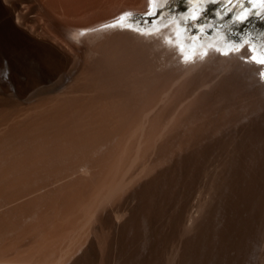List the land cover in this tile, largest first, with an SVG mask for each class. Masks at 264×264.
Listing matches in <instances>:
<instances>
[{
	"label": "bare ground",
	"instance_id": "1",
	"mask_svg": "<svg viewBox=\"0 0 264 264\" xmlns=\"http://www.w3.org/2000/svg\"><path fill=\"white\" fill-rule=\"evenodd\" d=\"M22 1L0 0V264L125 259L142 216L171 241L157 264H201L192 247L223 204L190 196L233 179L227 143L264 162V64L227 44L264 1L215 0L210 19L212 0H26L40 18ZM244 38L264 60V31ZM157 147L171 157L143 173ZM164 169L193 179L178 201L158 198Z\"/></svg>",
	"mask_w": 264,
	"mask_h": 264
},
{
	"label": "rangeland",
	"instance_id": "2",
	"mask_svg": "<svg viewBox=\"0 0 264 264\" xmlns=\"http://www.w3.org/2000/svg\"><path fill=\"white\" fill-rule=\"evenodd\" d=\"M246 2L249 3L248 0ZM21 4L32 17H41V9L39 11L28 8L26 0L22 1ZM219 4L215 1L208 8V19L215 18V10L220 7L223 8L228 3ZM119 6H130V4L121 1ZM232 12H229L228 19L233 18ZM254 17H250L237 27L234 25L235 27L230 29L234 35L232 38H227V44L234 43L236 49L246 47L251 53L249 56L251 60L259 63L258 60L252 59L256 56L255 46L249 43L248 38H244V36H254L264 31V18ZM219 22L221 21H216L217 24ZM209 31L207 30L208 33H212L213 30L209 29ZM80 32L82 31H79V34ZM127 45L129 44L127 43ZM232 50L234 48L228 50L227 53ZM260 74L261 80L264 82V69L260 71ZM247 100L248 98H245V101ZM210 131L213 130L209 128L208 131H204L201 138L209 140ZM227 146L229 148L228 157L232 159L230 172L232 171L234 174L233 179H226L223 183L213 184L209 188L197 187L190 196V198H196L198 205H201L205 203V197L216 191L220 193V202L219 204L216 203L217 208L219 209L223 204L222 212L218 218L209 224L208 231L205 229L201 233L197 246L192 247V256L201 258V264H264V248L260 247L262 250L259 248L258 253H254L257 241L261 239L259 246L263 245H260V241L261 243L264 242V162L245 156L233 144L227 143ZM170 157L171 155L166 153L165 149L155 148L152 161L146 163L142 172L147 173L159 166L165 167L167 159ZM180 169L172 175L166 174V169L160 173L164 177V182L159 189L158 198L171 201L181 199L179 195L184 191L187 183L193 179H188L189 172L187 169ZM149 194L144 196V201H152V198L148 196ZM195 208L199 210L200 206ZM138 224L143 231L139 243H136L134 239L131 241L132 246L136 249L135 253H130L125 259L119 257L117 253H111L103 260L98 259L96 264H157L155 242L157 240L161 243L171 241H164L161 237L156 236L147 217L142 216L141 223L138 219ZM219 246L229 252V254L225 252L222 255V262L215 260V253Z\"/></svg>",
	"mask_w": 264,
	"mask_h": 264
},
{
	"label": "snow or ice",
	"instance_id": "3",
	"mask_svg": "<svg viewBox=\"0 0 264 264\" xmlns=\"http://www.w3.org/2000/svg\"><path fill=\"white\" fill-rule=\"evenodd\" d=\"M149 2L151 3V0H149ZM213 2H215V0H213ZM229 3H233V0H228ZM238 2H242V0H238ZM249 3L252 2V0H248ZM232 10L229 9V12H231ZM160 14V10L157 9L155 11H152V12H148V13H145V17L146 19L144 20L145 23H151V18L154 17V16H157ZM254 13H252L251 9H248L247 7H245V11L243 13L240 14V16L237 17V20L240 22V23H244L246 20L249 19V17L251 15H253ZM127 16H130L132 17L133 19H135V17L133 16V14L131 13H127L125 14ZM258 15V14H257ZM124 17L122 16L121 17V20H123ZM198 17L196 15L193 16V20H197ZM106 27H114L113 25H106ZM129 30H131V25H129ZM185 59H188V57H185ZM253 60H255V57H252ZM259 63L261 64H264V60H261L259 61Z\"/></svg>",
	"mask_w": 264,
	"mask_h": 264
}]
</instances>
